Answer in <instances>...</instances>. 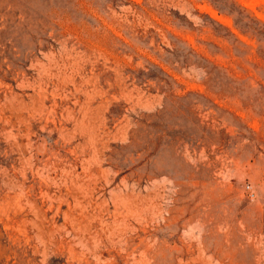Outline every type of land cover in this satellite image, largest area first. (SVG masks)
I'll use <instances>...</instances> for the list:
<instances>
[{
  "label": "rangeland",
  "instance_id": "rangeland-1",
  "mask_svg": "<svg viewBox=\"0 0 264 264\" xmlns=\"http://www.w3.org/2000/svg\"><path fill=\"white\" fill-rule=\"evenodd\" d=\"M0 264H264V0H0Z\"/></svg>",
  "mask_w": 264,
  "mask_h": 264
}]
</instances>
